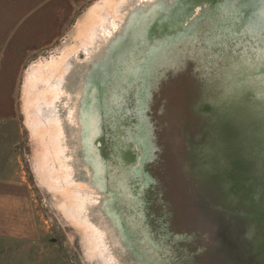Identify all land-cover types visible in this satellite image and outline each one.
Segmentation results:
<instances>
[{
	"label": "rangeland",
	"instance_id": "rangeland-1",
	"mask_svg": "<svg viewBox=\"0 0 264 264\" xmlns=\"http://www.w3.org/2000/svg\"><path fill=\"white\" fill-rule=\"evenodd\" d=\"M16 104L0 187L34 240L19 260L264 264V0H97Z\"/></svg>",
	"mask_w": 264,
	"mask_h": 264
},
{
	"label": "crops",
	"instance_id": "crops-1",
	"mask_svg": "<svg viewBox=\"0 0 264 264\" xmlns=\"http://www.w3.org/2000/svg\"><path fill=\"white\" fill-rule=\"evenodd\" d=\"M96 1L0 0V121L12 118L17 112L16 97L25 65L34 55L54 49L71 31L77 19ZM0 130H3L1 124ZM1 135L0 132V142ZM10 192L16 196V190L9 191L8 186L0 187V244L5 246V251L11 246L14 251L11 252L16 257L7 259L0 255V264H27L23 259L19 260L20 254L25 241L29 240L31 245L34 240L26 239L23 236L24 227H19L17 215L22 204L14 202L11 208L15 212L12 226L4 218L3 211L8 209L5 199ZM9 225L14 228L15 234L9 231ZM28 230L34 237L36 226L31 224ZM8 233L12 236L19 234L21 238L10 237L9 240ZM28 263L41 264L35 260Z\"/></svg>",
	"mask_w": 264,
	"mask_h": 264
},
{
	"label": "bare ground",
	"instance_id": "bare-ground-1",
	"mask_svg": "<svg viewBox=\"0 0 264 264\" xmlns=\"http://www.w3.org/2000/svg\"><path fill=\"white\" fill-rule=\"evenodd\" d=\"M88 120L89 121H92V117L91 116H88ZM85 122V121H84ZM86 130V129H85ZM84 140V139H83ZM86 142V141H85ZM88 144V143H87Z\"/></svg>",
	"mask_w": 264,
	"mask_h": 264
}]
</instances>
